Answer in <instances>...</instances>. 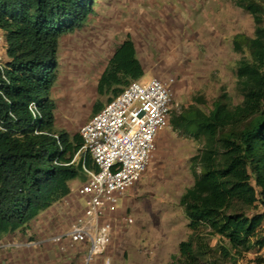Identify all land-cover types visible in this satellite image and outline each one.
<instances>
[{"label": "trees", "instance_id": "16d2710c", "mask_svg": "<svg viewBox=\"0 0 264 264\" xmlns=\"http://www.w3.org/2000/svg\"><path fill=\"white\" fill-rule=\"evenodd\" d=\"M95 3L0 0L8 57L0 68V240L67 197L72 181L87 180V169L97 170L91 155L76 157L81 134L56 127L51 97L61 37L82 29ZM239 4L255 22L253 35L233 38L234 49L247 53L236 67L242 103L233 105L223 92L209 113L191 105L172 120L205 144L191 158L195 182L181 199L191 233L170 264H227L264 247V0ZM144 74L129 36L109 60L98 93L113 92L111 100ZM32 102L40 113L36 119ZM104 105L96 102L94 114ZM211 237H219L216 246Z\"/></svg>", "mask_w": 264, "mask_h": 264}, {"label": "rangeland", "instance_id": "374dc122", "mask_svg": "<svg viewBox=\"0 0 264 264\" xmlns=\"http://www.w3.org/2000/svg\"><path fill=\"white\" fill-rule=\"evenodd\" d=\"M254 31L253 16L239 0H97L86 25L63 36L59 46L56 93L73 99L70 111L60 116L69 127L58 129L80 133L95 103H107L114 95L99 94L96 80L129 36L145 72L140 79L172 84L176 108L171 122L159 134L142 177L119 198L117 218L111 220L112 243L103 254L87 263L80 246L62 248L50 240L69 228L72 217L69 223L42 220L4 235L0 264H170L191 233L181 199L195 182L191 158L205 144L204 138H195L172 120L191 105L209 113L223 92L233 105L242 103L236 67L247 53L234 49L233 38ZM80 202L85 205L83 197ZM61 203L59 210L70 216L76 212L72 203ZM56 209L54 217L61 212ZM32 241L39 243L27 245ZM209 242L216 246L219 237ZM227 264H264V247L228 259Z\"/></svg>", "mask_w": 264, "mask_h": 264}, {"label": "built area", "instance_id": "2783aa9c", "mask_svg": "<svg viewBox=\"0 0 264 264\" xmlns=\"http://www.w3.org/2000/svg\"><path fill=\"white\" fill-rule=\"evenodd\" d=\"M6 49V35L0 29L2 70L8 60ZM175 108L171 83L159 78L139 79L130 82L84 123L80 129L83 145L76 157L91 155L97 170L87 169L88 178L78 189L85 200L83 212L51 241L62 248L80 246L86 251L87 263L108 249L113 239L111 220L117 218L119 198L148 168L157 138L170 124ZM30 111L34 119L39 117L35 102L30 104ZM0 129L5 130L1 124ZM127 220L132 221V217Z\"/></svg>", "mask_w": 264, "mask_h": 264}, {"label": "crops", "instance_id": "0c3cea01", "mask_svg": "<svg viewBox=\"0 0 264 264\" xmlns=\"http://www.w3.org/2000/svg\"><path fill=\"white\" fill-rule=\"evenodd\" d=\"M96 2H97V0H96ZM63 36H65V35H63ZM62 36V37H63ZM62 37H61V40H60V44H61V41H62ZM114 54V53H113ZM113 56V55H112ZM111 56V57H112ZM111 57H110V59H111ZM109 59V60H110ZM109 62V61H108ZM106 68V67H105ZM105 70V69H104ZM104 70H103V72H104ZM102 72V73H103ZM102 73L98 76V78H97V91H98V83H99V80H100V78H101V75H102ZM59 79H57V81H58ZM95 81V82H96ZM56 83L54 84V86L52 87V90H51V97L54 99V101L56 102V109H55V116H56V127L57 128H68L69 127V123H68V121H66L67 119H62V118H60V116L62 115V113L63 112H66V113H68V111H70V107L72 106L71 105V101H72V97L70 96V94L68 95H62V96H60V94H57L56 93ZM56 93V94H55ZM66 100V101H62V100ZM71 105V106H70ZM83 183L81 182V181H79V180H75V181H72L71 182V188H72V192L67 196V197H65L64 199H62L61 201H59V202H57L56 204H54L51 208H49L48 210H46V211H44V212H42L40 215H38L35 219H33L31 222H30V224H29V226H36V225H38L39 224V222L40 221H42V220H44L45 222H48V223H56V224H58V223H60L61 221L63 222H68L69 223V219H72V217H73V220H75L76 219V217L78 216V215H80L82 212H83V209H84V205H82L81 204V202H80V199H81V196H80V194L78 193V189L81 187V185H82ZM61 202H64V203H72V205H74L75 207H76V212L75 213H73V215L72 216H70V215H68V214H66V211L64 210V209H62V210H59L58 208H59V206L60 205H62V203ZM79 203V204H78ZM71 205V206H72ZM55 208H57L56 210L57 211H61V212H59L58 214H57V216L56 217H54L53 215H52V213L53 212H55ZM56 211V212H57ZM68 216L70 217V218H68ZM67 223V224H68ZM69 224H71V223H69Z\"/></svg>", "mask_w": 264, "mask_h": 264}, {"label": "clouds", "instance_id": "9594fccd", "mask_svg": "<svg viewBox=\"0 0 264 264\" xmlns=\"http://www.w3.org/2000/svg\"><path fill=\"white\" fill-rule=\"evenodd\" d=\"M84 183V182H83Z\"/></svg>", "mask_w": 264, "mask_h": 264}]
</instances>
